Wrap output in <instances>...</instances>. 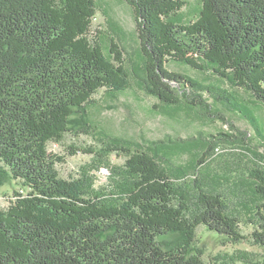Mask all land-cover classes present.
<instances>
[{
  "label": "trees",
  "instance_id": "16d2710c",
  "mask_svg": "<svg viewBox=\"0 0 264 264\" xmlns=\"http://www.w3.org/2000/svg\"><path fill=\"white\" fill-rule=\"evenodd\" d=\"M125 2L136 15L145 91L167 108L208 109L207 93L257 129L235 96L168 63L212 69L264 106V0H201L188 23L185 0ZM96 14V0H0V186L28 190L0 209V264H207L200 226L238 244L247 240L241 225H252L251 242L264 250V172L199 179L218 142L177 167L171 159L196 143L109 142L85 151L110 170L107 188L96 189L87 173L60 176L65 159L49 144L87 132L101 90L131 87L120 44L112 38L107 54L101 32L93 34ZM114 154L124 162L113 165Z\"/></svg>",
  "mask_w": 264,
  "mask_h": 264
},
{
  "label": "rangeland",
  "instance_id": "374dc122",
  "mask_svg": "<svg viewBox=\"0 0 264 264\" xmlns=\"http://www.w3.org/2000/svg\"><path fill=\"white\" fill-rule=\"evenodd\" d=\"M185 1L186 6L181 14L185 23H188L196 19L201 0ZM96 3L93 34L101 32V41L107 54L110 52L112 38L120 44L125 52L131 87L114 95L101 90L88 107L89 126L85 127L87 132L66 134L62 141L49 144L50 154L65 159V162L57 164L60 176L73 180L87 173L96 189L107 188L110 170L106 167L98 168L100 160L85 151L100 149L103 144L114 141L126 144H152L158 141L196 143L189 153L176 155L171 159L174 167L188 164L192 153L202 151L201 145L210 141L218 142L207 165L199 170L201 180L210 178L211 175H219L229 177L232 181L239 178L249 181L255 171L264 172V138L259 135L260 132L264 136V106L247 91L233 86L229 80L221 78L212 69L201 72L173 61L168 63L171 71L186 74L206 86L217 87L220 91L235 96L238 103L254 116L257 129L242 114L230 109L226 102L218 101L215 96L207 93L202 95L208 109L185 103L179 108L163 106L144 89V62L133 8L125 0H96ZM220 133L235 137L219 141ZM111 161L113 165L124 162L123 158L115 154ZM191 178L187 181L190 182ZM21 190L24 191L23 194ZM15 192L23 197L28 190L14 183L0 186V209H7L20 197ZM254 229L252 225L242 224L241 230L247 240L238 244H227L218 235L200 226L197 229L198 245L205 252V262L245 264V260H251L254 264H264V250L251 242L250 234Z\"/></svg>",
  "mask_w": 264,
  "mask_h": 264
},
{
  "label": "built area",
  "instance_id": "2783aa9c",
  "mask_svg": "<svg viewBox=\"0 0 264 264\" xmlns=\"http://www.w3.org/2000/svg\"><path fill=\"white\" fill-rule=\"evenodd\" d=\"M21 193L23 194V193H24V191H23V190H21Z\"/></svg>",
  "mask_w": 264,
  "mask_h": 264
}]
</instances>
